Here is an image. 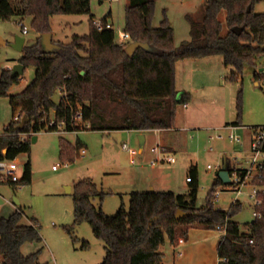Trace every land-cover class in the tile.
Wrapping results in <instances>:
<instances>
[{
  "label": "trees",
  "instance_id": "1",
  "mask_svg": "<svg viewBox=\"0 0 264 264\" xmlns=\"http://www.w3.org/2000/svg\"><path fill=\"white\" fill-rule=\"evenodd\" d=\"M263 1L206 0L196 16L187 18L191 41L178 49L166 18L159 28L152 26L156 0H129L125 8L124 33L130 38L129 44L148 45L147 50L138 49L133 56L115 44L112 29L97 31L94 20L89 35L75 36L67 45L55 43L59 50L53 54L45 53L39 41L24 47L18 64L25 70L33 67L34 80L20 94L9 95L20 85V78L11 79L10 71L0 75V98L7 99L14 118L19 117L0 133V162H13L29 154L32 139L21 141L22 135L82 131L144 135L173 130L177 109L189 102V95L176 89L178 63L221 58L231 70L229 80L233 82L242 78L246 69L257 70L258 61L264 57V14L256 13L255 7ZM90 5L91 0H0V21L17 19L22 23L29 18L33 30L41 36L51 34V17L86 15ZM102 23L106 24V19ZM236 30H240L239 36ZM263 80L264 72L255 74L256 82ZM240 115L239 104L238 121L233 127L241 126ZM23 117L29 123L17 131ZM82 147L62 140L61 161L73 164ZM260 151L264 154V141ZM227 170L231 175L232 170ZM187 178L191 181L186 194L132 193L128 210L121 207L112 217L92 205L96 198L102 202L104 194L90 179L80 181L73 190L74 222L66 231L71 234L77 225L88 224L94 237L104 244L102 264H162L165 256L161 247L167 243L176 247L179 239L187 238L189 229L217 232L218 227L226 225V236L220 237L217 248L218 264H264V164L253 181L260 190L257 198L261 206L256 209L260 218L246 224L245 231L233 221L241 211L240 205L225 212L213 204L216 190H228L231 184L224 186L215 178L205 205L198 207L197 169L191 168ZM31 182L28 161L17 183L9 180L0 185L21 188ZM178 211L194 216L176 220ZM23 216L19 207L10 217L0 219V264H39L41 251L23 254L26 245L42 242L36 221L23 225Z\"/></svg>",
  "mask_w": 264,
  "mask_h": 264
},
{
  "label": "rangeland",
  "instance_id": "2",
  "mask_svg": "<svg viewBox=\"0 0 264 264\" xmlns=\"http://www.w3.org/2000/svg\"><path fill=\"white\" fill-rule=\"evenodd\" d=\"M187 1L189 0H156L153 28H159L166 18L171 22L177 40H183L186 22L181 18V8L185 7ZM192 2L186 6L190 12L197 6L194 4L197 2L193 0ZM127 4L128 0H114L111 3L91 0L89 14L51 17L49 25L53 42L67 45L75 36L89 35L92 20L100 23L106 19L114 32L115 44L120 45L121 36L124 34ZM255 12L264 14V1L255 7ZM222 21L224 22V18ZM19 23L17 19L9 22L0 21V75L2 71H10L23 57V52H18L12 47L16 37L25 40V47L40 42L38 39L42 35L38 36L33 30L29 18L22 21L28 30L27 36H23ZM226 32L225 28L223 35ZM179 47L176 45L175 48ZM198 61L200 62H180L176 66L177 86L179 90H186L192 100L187 109L183 106L177 109L175 130L162 135L153 132L144 134L145 146L141 154L139 135L134 132L131 134L125 131L42 132L33 136L37 141L32 143L30 140V152L18 158L19 166L16 171L17 177L21 179L24 165L29 161L32 170L31 185L21 188L0 185V218L10 216L15 210L13 202L17 200L24 214L22 224L28 225L33 220L38 224L42 242L26 245L23 249L24 255L41 251L39 264L103 263L106 256L104 244L94 237L88 224L77 225L71 234L66 231L74 222L73 190L80 181L90 179L98 192L104 194L102 202L96 198L92 200V205L97 210L101 209L106 216L112 217L121 207L128 210L132 193H147L152 190L172 192L176 195L186 194L188 190L186 178L192 166L197 167L199 176L198 207L205 205L218 168L221 169L224 162H227L231 170L250 169L252 153L249 140L264 127V80L255 81V74H261L260 71L264 68V57L258 61L256 71L246 69L243 77L236 82L229 80L231 70L224 66L221 58ZM34 77L35 69L28 67L20 77V85L13 87L9 95L22 92ZM239 104L241 126L232 128V124L238 121ZM13 120L14 110L7 99L0 98V133ZM227 127L228 129H225ZM231 135L241 142L230 141ZM62 140L73 146L77 144L83 146L73 164H66L60 159ZM162 144H169L174 148L175 152L171 153V156L177 161L176 165L151 166L157 157L151 151ZM124 145L135 152L133 163L130 159L131 154L123 150ZM260 162H264V158H261ZM208 166L212 170H208ZM160 172L164 175L162 179L168 183H155L152 185L154 187H148L147 178L154 180ZM167 175L168 177H165ZM255 175L256 170L253 168L252 177ZM250 181L251 179L248 180L241 197L237 198L232 188L228 190L218 188V196L213 201L215 209L227 212L238 200L241 211L233 221L239 224L241 231H245L246 224L254 221V204L249 198L253 190ZM69 188L71 193H68ZM191 230H188L186 240L190 237ZM219 236L220 234L216 233L210 240H215L219 244L221 237ZM84 243L87 244L86 249L82 248ZM174 247L167 243L160 249L167 257L166 264H175L172 260ZM183 248L178 247L175 250V262ZM209 251L216 252L213 247ZM197 262L210 263L205 250L198 253ZM212 262L214 263V258Z\"/></svg>",
  "mask_w": 264,
  "mask_h": 264
},
{
  "label": "built area",
  "instance_id": "3",
  "mask_svg": "<svg viewBox=\"0 0 264 264\" xmlns=\"http://www.w3.org/2000/svg\"><path fill=\"white\" fill-rule=\"evenodd\" d=\"M100 1H102V2L107 1V2L111 3L114 0H100ZM93 24L96 27L97 31H99V32H101L103 29H111V26H109L107 23L103 24L102 22H100V23L93 22ZM18 26L21 28L23 36H27L28 35L27 28L22 23H19ZM121 41L122 42L119 45L120 47L127 48L130 45L129 44L130 38L125 33L122 34ZM184 108H186V106H184ZM18 120H19V118L16 119V121H18ZM33 136H35V135L34 134L22 135L21 141L28 140V139L32 138ZM219 138L221 139V137H219ZM229 139H230V141H234L237 143L241 142L240 139H237L232 135L229 137ZM263 141H264V127L261 128L260 131L256 133V136L252 139V141L250 143V149H251V153H252L250 169H248V170H232V174L231 175L229 174V178H230L229 184L232 185L231 188L234 190V192H236L237 198L241 197L244 194L243 189L247 186L248 180L251 179L250 184L253 187V190L250 193L249 198L254 204V213H253L254 219L260 218V214L256 210L258 207L261 206V202L257 198L258 194L260 193V190L253 185V181L255 180V178L259 177V173H260L262 166L264 164V162H260V159L264 158V154L261 153V151H260V147H261V144ZM123 150L130 153L131 155H135V152L130 150L126 145L123 146ZM151 153L157 155L155 161L153 163H151V166H155L157 164H161L164 162L171 164V165L176 163V160L174 157H164L161 155L159 145L156 146L155 148H153ZM18 166H19V163L16 162L15 160L13 162L1 161L0 162V182L5 183V182H8L10 180L12 183H17L20 180L16 175V171H17ZM253 168H255V170H256L255 177H252ZM208 170H212V168L210 166H208ZM219 171H220V168H218V172ZM190 181H191L190 178L186 179L187 183H190ZM231 188H229V189H231ZM217 196H218V192L216 190V192L213 195V198L216 199ZM238 203H239L238 200H236L234 204L238 205ZM217 233H219L221 237H225L226 236V225L223 228L218 227Z\"/></svg>",
  "mask_w": 264,
  "mask_h": 264
},
{
  "label": "crops",
  "instance_id": "4",
  "mask_svg": "<svg viewBox=\"0 0 264 264\" xmlns=\"http://www.w3.org/2000/svg\"><path fill=\"white\" fill-rule=\"evenodd\" d=\"M98 1L100 3L102 2L100 0H98ZM193 1L197 2V3H194L197 6L195 7V9L193 11L190 12L186 8V6H189V5H191V3H193L192 0H189V1L185 2V7L184 8H181V12H182L181 18L186 22V25H185L186 26V31H185V33H183V36H182L183 37V40H177L176 35H175V32H174V29L172 27V24H170L171 22H169L170 27L172 28L173 33H174V45H175V47H176V45H179L181 47L183 44L189 43L191 41L190 24H189L187 18L188 17H194V16H196L197 13L204 6L206 0H198V1L197 0H193ZM152 23H154V21ZM24 47H25V43H24ZM24 47H23V49H24ZM186 62H189V61H184L183 63H186ZM197 62H200V61H197ZM260 72L263 73L264 71L261 70ZM177 78H178V73L176 71V89H177V92H179V93H185V94H188L189 95V102L185 105L186 106L185 109H187L188 104L191 102L192 98H191V95L188 92H186V90H184V89L179 90V88L177 86V81H178ZM17 118H19V117L16 115L15 118H14V120L16 121ZM232 128H235V127L232 126ZM225 129H228V127L225 128ZM173 130H175V128ZM173 130H171V131H164V132L155 131L153 133L154 134H157V135H162L163 133H166V132L170 133ZM131 133H133V132H129V134H131ZM251 141H252V138H250L249 142L251 143ZM160 151H161V155L164 156V157H172L171 156L172 155L171 153H174L175 152L174 151V148L172 146H170L169 144L168 145H163L162 144L160 146ZM130 159H131V163H133V161L135 159V155H130ZM15 161L18 162V158ZM161 164H165L166 165L168 163L164 162V163H161ZM176 164H177V161L173 165H176ZM169 165H171V164H169ZM173 165H171V166H173ZM191 168H196L197 169V167H195V166H192ZM163 177H164V175H163L162 172L157 173V176L155 177L154 180L153 179H150V178H147L146 185L148 187L149 186L154 187L152 185H154L155 183L167 184L168 181H166L165 179H162ZM165 177H168V175L165 176ZM154 190H155V188H154ZM13 206L15 207V210L12 211V213L10 214V216L12 214H14L18 210V208H19V206L14 205V202H13ZM0 219H6V218H0ZM216 233L217 232H205V231H202V230H199V229H194V230L192 229L190 231V233H189V236L190 237H188L187 240L186 239L185 240L184 239H179L177 246L174 247V249H172V252H173L172 260L174 261L175 264H198V262H197L198 253L200 251H202V250H205L206 251V256L209 255V261H210L209 264H211V263L212 264H218L219 263V258H218V254H217L218 243L215 240H210V237H212V235L215 236ZM178 247H184L183 248L184 250H183V252H180L178 254V259L175 262V260H176L175 259V250ZM211 247H213V249L215 248V250H216L215 253H214V251H213V253L212 252L210 253L209 250L211 249ZM160 251L162 252V250H160ZM164 256H165V254H164ZM213 258H214V263L212 262ZM166 260H167V257L165 256V259H164V261H163L162 264H166V262H167ZM206 264H208V263L206 262Z\"/></svg>",
  "mask_w": 264,
  "mask_h": 264
},
{
  "label": "water",
  "instance_id": "5",
  "mask_svg": "<svg viewBox=\"0 0 264 264\" xmlns=\"http://www.w3.org/2000/svg\"><path fill=\"white\" fill-rule=\"evenodd\" d=\"M249 12V9H248ZM235 34L237 36L240 35V30H236ZM1 43V41H0ZM24 43L25 40L20 38V37H16L14 44L12 45V47L18 51V52H22L23 51V47H24ZM40 46L43 49V51L47 54H53L56 51L59 50V46L56 45L53 42V37L52 34H44L41 36L40 38ZM138 49H143V50H147L148 49V45L147 44H143L140 42H133L131 43L126 49V53L129 56H133L134 53L138 50ZM25 71V67L22 66L21 64H16L11 70V79H17L23 76ZM82 75H84V72L82 73ZM258 85V84H257ZM29 123V120L26 117H23L20 124L17 126L16 130L17 131H21L25 128V126ZM37 138L33 137L32 138V143H36ZM138 141H139V154H141L144 150V146H145V136L144 135H139L138 136ZM228 168V164L227 162H224L223 167L220 169V171L216 174V178L218 180H220V182L224 185L227 186L230 183V178H229V172L227 170ZM150 192H153L152 190ZM68 193H71V189H68ZM14 205L19 206V202L17 200H14ZM194 216V214L192 213H185L183 211H178L176 214V220H181V219H187Z\"/></svg>",
  "mask_w": 264,
  "mask_h": 264
}]
</instances>
